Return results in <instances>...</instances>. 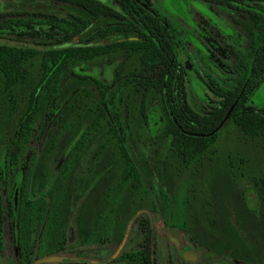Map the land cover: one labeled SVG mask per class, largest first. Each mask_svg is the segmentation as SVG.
Returning <instances> with one entry per match:
<instances>
[{
  "label": "trees",
  "instance_id": "16d2710c",
  "mask_svg": "<svg viewBox=\"0 0 264 264\" xmlns=\"http://www.w3.org/2000/svg\"><path fill=\"white\" fill-rule=\"evenodd\" d=\"M54 1L73 6L76 14H69L70 21L53 14L44 15L46 20L37 23L14 19L9 11L0 13V34L43 36L49 41L28 46L0 40V98L5 103L6 126L10 127L0 158V240L8 223L13 238L17 233L20 257L29 253L22 245L23 232L27 231L33 237L43 226L45 229L46 223L55 247L52 254L66 249L68 218L72 213L71 200L77 179L75 173L84 154L92 153L91 160H97L98 155L91 152L90 147L96 143L98 134L109 136L103 143L112 142L121 151L125 162L123 180L132 178L135 187L142 181L130 157L128 142L154 145L161 138L166 144L164 147L181 157V163L188 166L205 159L233 106L230 120L250 135L264 136V108L258 109L252 104L256 90L264 81V0H204L223 3L233 11H243L259 32L252 34L253 43L242 62V82L234 89L225 90L209 80L206 83L213 96L207 95L201 109L195 107L190 90L188 75L193 68L187 62L189 58L184 54V60L179 58V36L169 20L147 8L151 0H114L115 3L101 0ZM103 21L110 23L91 34L94 26ZM203 22L209 23L205 19ZM76 37H81V41L75 42ZM119 55L125 60L115 69L113 76L107 74V79L111 80L108 85L99 81L97 74L85 69L87 64L101 60L115 61ZM95 84L99 85L103 104L102 121L98 119L97 112L100 104L89 90ZM41 115L46 119L39 137L37 126ZM65 117L69 118L67 126L66 121H61ZM53 126H60L58 136L50 141L49 148L45 146L41 151L45 133ZM65 127L71 136L63 152V157L69 162L65 166L71 164L70 160H74L72 165H75L57 174L51 170L52 161L60 148V135L67 132ZM120 133L127 138L123 139ZM129 138L132 140L128 141ZM35 140L38 142L37 150L41 151L40 160L44 163V159L51 156L48 168L51 175L57 174V179L49 194L43 191L35 194L31 190L24 196V184L35 161L32 149ZM100 147L98 149L104 155L107 148ZM108 157L103 158V166L108 165ZM11 176L17 183V189L12 190L11 200L6 205L2 191L7 188ZM16 190L17 211L14 205ZM77 196L83 198V194ZM24 197L28 199L25 202ZM33 199L39 201L35 200L40 206L36 212L34 204L29 203ZM89 206L87 213L96 211L95 203ZM106 207L107 203L101 211H109ZM36 213L38 219L33 217ZM173 222L182 231H188L190 227L186 219L177 221L179 225ZM144 229L143 242L136 251L125 253L124 260L158 264L155 234L151 227ZM84 234L82 236L87 241H94L93 232L87 229ZM102 234V238L107 235ZM25 262L33 263L28 257Z\"/></svg>",
  "mask_w": 264,
  "mask_h": 264
},
{
  "label": "rangeland",
  "instance_id": "374dc122",
  "mask_svg": "<svg viewBox=\"0 0 264 264\" xmlns=\"http://www.w3.org/2000/svg\"><path fill=\"white\" fill-rule=\"evenodd\" d=\"M159 4L162 9L157 10L155 6L156 11L169 20L181 41L180 60H184L185 55L193 68L189 71L188 77L195 107L201 109L207 95L213 96L206 83L209 80L217 82L225 90L237 87L244 78L242 62L247 58L253 43L252 34L257 35L259 32L249 16L240 11L229 10L219 2L209 4L201 0H159ZM74 10L70 3L54 0H0V13L9 11L13 14L12 18L21 21L43 23L46 20L44 15L53 14L70 21L69 14H74ZM202 18L209 23H204ZM108 23L110 22L103 21L95 25L90 31L91 34H94L95 29L104 28ZM255 38L256 36L253 37L254 40ZM0 39L28 46L49 43L43 36L32 37L15 33L0 34ZM209 40L218 44L221 56L217 57L218 53H213L215 51ZM74 41L80 42L81 37H76ZM218 58L224 66L218 64L216 60ZM124 60L125 57L119 55L115 61L101 60L87 64L85 69L91 74H97L98 80L108 85L111 80L107 79V74L113 76L115 69ZM197 73L205 81L201 80ZM98 89L99 85L96 84L89 87L100 104L97 112L98 119L102 121L103 104ZM252 104L258 109L264 108V81L256 90ZM4 108L5 103L0 98V156L10 134V127L6 126L4 118ZM112 118L116 121L115 117ZM45 119L44 115L38 119L39 137ZM68 120V117L61 119L63 123L66 121V126ZM66 129L67 132L64 131L60 135L62 139L60 148L57 149L52 161L51 170L57 174L58 171L67 170L75 165H72L74 160H70L71 164L65 166L68 161L63 157V152L71 138L68 136V127ZM59 130L60 126H53L46 131L41 151L45 146L49 148L50 141L58 136ZM217 134V141L205 159L188 166L181 163V157L164 147L166 144L160 140L161 138L154 145L149 144L148 148L144 147L147 143L128 142L130 157L142 181L138 187L133 185L132 178L123 180L125 162L121 151L112 142L103 143L105 138H110L109 136L98 134L96 143L90 147V150H93L91 152L98 155H95L97 160H91L92 153L84 154L75 173L77 179L74 182L75 192L71 200L72 213L68 218L66 249L61 253L52 254L55 247L50 239L51 234L48 235L46 223L45 229L43 226L33 237L28 235L27 231L23 232L20 239L23 248L29 250V253L20 257L19 241L17 236L11 237L7 223L0 240V264H28L25 262L27 257L32 264H37L38 261L55 255L64 258L63 264L84 262L137 264L125 261L123 255L136 251L142 243L145 235L137 226L143 219L157 223L159 264H187L183 262L180 253L170 241L167 231L173 239L178 238L180 233L187 235L197 250L202 252L204 259L212 260L216 256L215 253L225 258L227 257L225 252H242V255L251 259L261 258L259 263L264 264V136L250 135L230 119H227ZM102 145L107 148L104 155L98 149ZM37 147L38 142L35 140L32 146L35 161L24 184V196L31 190L35 194L41 191L49 194L56 183L57 174L51 175L48 168L51 156L46 157L43 163L40 160L41 151L39 152ZM142 148L148 151H140ZM108 155L109 163L103 166V158ZM101 171L104 174L100 175ZM95 174L99 176L95 177ZM61 180L63 183L66 182L64 179ZM13 189L14 180L11 176L7 188L2 191V199L6 205L11 200ZM93 191L100 197L95 198V202L87 197L88 193ZM78 194H83V198L77 196ZM27 200L24 197V202ZM35 200L29 203L34 204L33 209L36 212L40 206ZM92 203H95L96 211L89 216L88 223L83 214H87L86 208ZM106 203L108 206L106 209L109 211L104 213L101 210ZM37 214L33 216H36V219ZM161 219L165 223L163 229ZM185 219L189 221L188 231L177 229L173 220L179 225L177 221ZM87 229L93 232L94 241L85 239L84 232ZM102 233L107 235L102 238ZM31 238L33 240L29 245ZM206 249H209L210 253L206 254ZM24 251L22 249V252Z\"/></svg>",
  "mask_w": 264,
  "mask_h": 264
},
{
  "label": "flooded vegetation",
  "instance_id": "af4514ba",
  "mask_svg": "<svg viewBox=\"0 0 264 264\" xmlns=\"http://www.w3.org/2000/svg\"><path fill=\"white\" fill-rule=\"evenodd\" d=\"M102 2H104V3H107V2H109V1H112L113 3H115V1L114 0H101ZM142 1H144V2H146V0H142ZM201 1H204V0H201ZM204 2H206V3H209V4H212L211 2H207V1H204ZM213 3H215V2H213ZM155 6L157 7V10H161L162 8H161V6H160V4H159V0H151V4H150V6H148L147 8L149 9V10H151L152 12H155V13H157L158 15H160L161 16V14L160 13H158L157 11H156V8H155ZM226 6V5H225ZM227 7V6H226ZM228 8V7H227ZM229 9V8H228ZM229 10H231V9H229ZM233 11V10H232ZM236 11H240V10H236ZM240 12H243V11H240ZM244 13V12H243ZM162 17V16H161ZM163 18H165V17H163ZM203 19V18H202ZM1 40V39H0ZM209 43H210V46L213 48V50L215 51V52H213L214 54L217 52L218 53V56L217 57H219V56H221V50H220V48H219V46H218V44L216 43V42H214V41H212V40H209ZM232 52V51H231ZM216 53V54H217ZM214 57V56H213ZM217 60V62H218V64L220 65V66H224V64H222L221 62H220V59L218 58V59H216ZM213 81V80H212ZM216 84H217V82H215ZM119 136H121L123 139H125L124 137H126L127 138V135L126 136H124V134H122V133H120L119 134ZM160 139V138H159ZM129 140H132L131 138H129L128 139V141ZM131 143H132V141H131ZM156 143V142H155ZM144 146V145H143ZM148 146H149V144L147 143V145H145L144 147H146V148H148ZM148 151V150H145V149H141L140 151ZM3 154V153H2ZM2 154H1V156H0V158L2 157ZM97 165V164H96ZM96 169V168H95ZM99 176V175H98ZM14 188H16L17 189V183H14ZM17 190L15 191V195H14V205H15V196L17 195ZM88 198H89V200L90 201H93V202H95V198H100L97 194H96V192H89L88 193V196H87ZM15 208H16V211H17V206L15 205ZM101 214V213H100ZM86 218H87V222L89 223V216L91 215L92 216V213H85V214H83ZM102 215V214H101ZM104 215H106V214H103V216ZM83 216V217H84ZM85 221V222H86ZM161 226H162V229L164 228L163 227V224H165L164 222H163V219H161ZM152 228V230H153V233L155 234V237H156V229L157 230H159L158 229V227H157V223L154 221V222H150V220L149 219H143V220H141L139 223H138V226H137V228L140 230V231H142L143 233H144V235H145V229L144 228H146V230H148L149 228ZM167 233H168V237L170 238V241L172 242V244L176 247V249H177V251L180 253V256H181V258H182V260H183V262H185V263H187V264H260L259 263V261L261 260V258H258V259H251V258H249L248 256H246V255H242L243 253L242 252H238V253H227V252H225L226 253V256L227 257H222V256H219V255H217V256H214L213 257V259L212 260H208V259H204V255L202 254V252H199L198 250H197V248H196V246L193 244V242H192V240L190 239V238H188V236L187 235H184V234H182V233H180V235H179V237L178 238H175V239H173V236L169 233V231H167ZM16 236H17V233H16ZM11 237H12V235H11ZM13 238V237H12ZM143 242V241H142ZM202 244L204 245V243L202 242ZM140 246V245H139ZM138 246V247H139ZM187 251H190V252H193L194 253V255H195V257H194V259H192V260H185L184 258H183V253L184 252H187ZM240 251V250H239ZM205 252H206V254H208V253H210V250L209 249H206L205 250ZM215 252V251H214ZM233 254V255H232ZM236 254V256H238V257H236V256H234ZM263 259V258H262ZM206 260V261H205ZM205 261V262H204ZM84 263H88V264H92V263H89V262H84ZM159 264V263H158Z\"/></svg>",
  "mask_w": 264,
  "mask_h": 264
},
{
  "label": "water",
  "instance_id": "95a60500",
  "mask_svg": "<svg viewBox=\"0 0 264 264\" xmlns=\"http://www.w3.org/2000/svg\"><path fill=\"white\" fill-rule=\"evenodd\" d=\"M233 109H234V106L231 108V110H230L227 118L224 120V122H226L227 119H229L230 114H231V112H232ZM15 205L18 206V193L15 196ZM194 257H195V255H194L193 252L187 251V252H184L183 253V258L185 260H192V259H194ZM63 261H64V258L63 257L55 255V256L46 257V258L38 261L37 264H42V263L52 264V263H60V262H63Z\"/></svg>",
  "mask_w": 264,
  "mask_h": 264
}]
</instances>
